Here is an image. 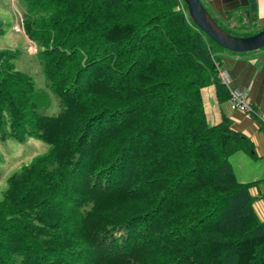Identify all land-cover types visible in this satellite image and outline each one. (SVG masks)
<instances>
[{"label":"trees","instance_id":"16d2710c","mask_svg":"<svg viewBox=\"0 0 264 264\" xmlns=\"http://www.w3.org/2000/svg\"><path fill=\"white\" fill-rule=\"evenodd\" d=\"M22 2L45 87L0 47V142L48 147L5 177L0 264H264V178L239 181L229 160L254 143L209 123L201 95L228 100V50L185 2Z\"/></svg>","mask_w":264,"mask_h":264},{"label":"crops","instance_id":"0c3cea01","mask_svg":"<svg viewBox=\"0 0 264 264\" xmlns=\"http://www.w3.org/2000/svg\"><path fill=\"white\" fill-rule=\"evenodd\" d=\"M201 1L218 24L235 35L256 32L258 29L255 28L264 27V0ZM219 55L229 86L246 90L251 104L260 114L264 115V47L244 53L222 51L219 52ZM201 95L207 121L214 124L219 122L223 116L230 118L232 127L244 132L253 141L257 155L253 159H263L261 156L264 154V129L258 119L233 109L228 100L218 102L213 84L203 87ZM238 158L244 161V165H240L239 171L236 172L232 162L230 163L239 181L248 182L264 178V169L256 171L245 160V156L240 154ZM259 187L264 189V183ZM251 191L256 194L257 188L254 187ZM256 205L261 213L259 216L263 218L264 206L260 200L256 202Z\"/></svg>","mask_w":264,"mask_h":264},{"label":"rangeland","instance_id":"374dc122","mask_svg":"<svg viewBox=\"0 0 264 264\" xmlns=\"http://www.w3.org/2000/svg\"><path fill=\"white\" fill-rule=\"evenodd\" d=\"M23 8L24 4L22 0H0V16L7 23L4 26L3 34L0 36V47L17 49L18 55L15 58L17 67L27 71L32 76L36 85L45 87V79L40 65L33 54L34 47L30 45L23 31L17 26L19 24V14L22 13ZM255 29L259 30V27ZM52 110L54 111L55 108H51L49 112ZM47 147L48 145L46 143L32 137H28L24 142L14 140L6 143L0 142V153L3 156V163L0 164V198L2 190L5 187V177L9 173L17 171L22 164L27 163L34 155L44 152ZM240 154L245 156V160L256 171H262L264 169L263 159H253L245 152L236 151L229 157L236 172L239 171L240 165H244V161L238 158ZM260 202L263 205V202ZM255 208L258 215H261L256 203Z\"/></svg>","mask_w":264,"mask_h":264},{"label":"water","instance_id":"95a60500","mask_svg":"<svg viewBox=\"0 0 264 264\" xmlns=\"http://www.w3.org/2000/svg\"><path fill=\"white\" fill-rule=\"evenodd\" d=\"M193 23L210 39L232 52H249L264 47V27L249 35H235L221 27L201 0H183Z\"/></svg>","mask_w":264,"mask_h":264},{"label":"built area","instance_id":"2783aa9c","mask_svg":"<svg viewBox=\"0 0 264 264\" xmlns=\"http://www.w3.org/2000/svg\"><path fill=\"white\" fill-rule=\"evenodd\" d=\"M218 77L221 82L225 84L229 92L228 102L231 107L241 114L252 116L254 114L255 118L258 119L260 125L264 126V115L260 114L258 111H254L253 105L251 104L249 94L244 89H237L229 86L228 79L226 77L225 71L221 66H218Z\"/></svg>","mask_w":264,"mask_h":264}]
</instances>
